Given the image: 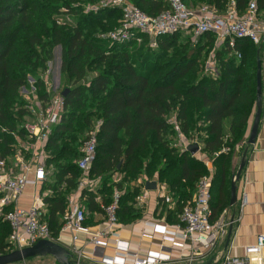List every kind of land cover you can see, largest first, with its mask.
I'll use <instances>...</instances> for the list:
<instances>
[{
    "label": "trees",
    "instance_id": "1",
    "mask_svg": "<svg viewBox=\"0 0 264 264\" xmlns=\"http://www.w3.org/2000/svg\"><path fill=\"white\" fill-rule=\"evenodd\" d=\"M74 0H0V124L10 129L22 123L27 115L21 89H30L28 77L34 80L39 99L45 100L40 72H45L53 47H61L60 73L68 92L64 114L51 131L46 152L52 174L45 183L47 221L53 236L60 227L67 197L78 187L81 176L76 161L85 136L95 122V157L90 176H100L96 192H82L81 200L90 214H102L101 205L112 202L113 193L139 175L165 182L173 206L163 205L160 212L168 224L178 222L183 208L192 200L198 180L208 174L205 164L189 151L164 152L163 140L173 132L171 115L181 133L197 139L201 151L212 159L211 220L229 209L231 159L235 148L246 149L245 135L256 105V47L247 39L237 40V59L222 49L216 56L218 76L202 75L201 62L208 53L213 36L204 35L192 45L179 40L181 33L157 39L150 48L147 39L117 45L99 38L113 30L120 19L116 8L96 13H79L77 26H58L51 20L62 6L71 7ZM76 1V0H75ZM94 2L97 0H86ZM194 8L205 4L224 12L228 0H183ZM148 15L167 9L164 0H131ZM237 11L244 12L250 0H234ZM257 12L264 14V0H255ZM48 13V14H47ZM54 14V15H53ZM95 121V122H93ZM227 123L228 136L225 134ZM86 133V134H85ZM202 135V136H201ZM12 139L5 136L0 145V159L11 153ZM196 144V143H194ZM191 144V145H194ZM228 148V153L221 150ZM217 154L216 157H213ZM115 174L124 176L113 183ZM132 182V181H131ZM117 203L116 216L122 225L142 218L134 205L139 193L136 185L124 186ZM100 197V204L95 199ZM159 204H164L158 199ZM156 213V210H155ZM92 217L87 220L91 224ZM10 229L0 221V254Z\"/></svg>",
    "mask_w": 264,
    "mask_h": 264
},
{
    "label": "built area",
    "instance_id": "2",
    "mask_svg": "<svg viewBox=\"0 0 264 264\" xmlns=\"http://www.w3.org/2000/svg\"><path fill=\"white\" fill-rule=\"evenodd\" d=\"M164 2L167 9L158 15L144 13L131 0H100L96 6L88 8V12L96 13L104 8H116L120 11L116 27L99 35V38L107 40L110 44L134 42L140 45L146 38L149 47L154 49L157 39L165 35L182 32L189 34L192 45H197L204 35H212L214 39L201 62V70L202 75L213 79L218 76L216 54L219 51L228 50L230 55L240 59L241 54L235 48L237 40L247 39L257 46L264 38V21L258 16L255 0H250L242 13L237 11L234 0H228L224 12H218L205 4L191 8L183 0ZM45 79L43 82L48 98L39 99L33 84L29 90L21 89V93L27 92L24 95L27 115L15 129L0 124V145L3 144L5 136L12 139V144L8 145L11 153L0 159V221L6 223L10 229L4 241L5 254L32 247L42 240L61 246L60 240L63 242L68 238L71 245L68 249L63 248L72 253L69 258L71 264H84L86 260L99 264H166L174 249L186 245L193 251L187 258V262L191 264L199 255L194 250L202 249L208 252L226 237L229 227L233 228L237 220H231L227 216L228 210L223 211L216 220H211L210 169L213 167L204 159L200 160L208 168V174L198 180L195 194L179 214L178 222L168 224L164 219L145 222L150 232H143L141 239L150 240L154 234L161 235L163 244L158 246V251L140 255L131 251L129 243L120 238L119 232L124 225L119 223L116 216L117 203L122 194L117 190L114 191L110 204L100 206L102 214H92L94 216L91 224L95 223V219L99 220L98 224H95L99 229L92 230L87 224L91 214L81 200V193H94L100 188L101 177L90 176L98 125L87 132L80 147V156L76 161L81 174L78 187L66 199L58 234L54 237L47 221L46 198L50 196V192L44 189V185L52 174V168L47 166L49 155L45 149L52 129L59 124L64 114V98L57 91L51 93ZM169 123L179 136L183 145L182 152L186 151L191 142L181 133L175 116L171 117ZM196 144L200 150V144ZM221 151L228 153L229 149L223 148ZM216 156L217 154L213 157ZM152 181L156 183L157 199L171 207L172 200L166 184L153 179L137 180L136 187L140 191L134 200L135 207L140 208L147 204L149 191L145 190V183ZM26 187L34 188V196L31 206L22 208L18 202ZM95 202L100 204V197H97ZM107 250L112 252V256H107ZM244 251L243 257H237L230 255L227 249L222 250L216 263L264 264V234L258 235Z\"/></svg>",
    "mask_w": 264,
    "mask_h": 264
},
{
    "label": "crops",
    "instance_id": "3",
    "mask_svg": "<svg viewBox=\"0 0 264 264\" xmlns=\"http://www.w3.org/2000/svg\"><path fill=\"white\" fill-rule=\"evenodd\" d=\"M258 16L261 20L264 21V14L258 13ZM255 47L257 60L259 59L261 62V116L255 141L252 145L248 146L246 144L247 146L244 151L246 153L245 165L241 171L239 181L236 184V205L232 208H229L227 211V216H229L230 218H232L233 216L237 221L236 223H234L232 228V234L229 242L230 248L228 246L229 249H226L230 255L237 257H243L245 254L244 248L252 244L258 235L264 234V38L261 40V43L257 46L255 45ZM255 113L256 107H254L251 118L249 120L247 132L244 138L245 143L248 139ZM225 134L226 136H228L227 123L225 124ZM240 148V146L236 147L232 155L230 168L233 174L238 169L241 157L244 153L240 152ZM155 197L156 202L154 205L152 217L150 219L142 220V226L144 229L141 231L138 238L134 237V234H132L130 231H122L121 233L119 232L120 238L129 243L130 250L133 252H137L140 255H146L151 251H158V246L160 244H163L161 235L159 234H154L152 239L150 240L141 239V234L143 232H150L149 228L145 226V222H153L155 220L164 219H159L158 217L154 216V211L157 210V206H159L156 193ZM93 216L94 215L92 214L90 215V217L92 218ZM95 220L96 221L94 224L89 225L93 228L92 230L97 231L99 228L95 224H98L99 220L98 218ZM225 238L226 237H223L215 246V248L208 252H204L202 249L194 250L195 253L199 255L195 257V261H193L191 264H218L216 263V259L219 253L222 250H225ZM192 253L193 251L191 250V247L189 248L188 245L183 246L179 249H174L170 254L169 262L166 264H189L187 262V258ZM106 254L107 256H112V252L110 250H107ZM84 262H86L87 264H99L94 261L88 260Z\"/></svg>",
    "mask_w": 264,
    "mask_h": 264
},
{
    "label": "rangeland",
    "instance_id": "4",
    "mask_svg": "<svg viewBox=\"0 0 264 264\" xmlns=\"http://www.w3.org/2000/svg\"><path fill=\"white\" fill-rule=\"evenodd\" d=\"M99 1L100 0H97L94 2H88L86 0H76V1L74 0L71 4V7L62 6L56 15L53 14L54 16L52 17L51 20H54L58 26L75 27V26H77V19H76L77 15L81 12L88 14L89 13L88 8H91L92 6H96ZM107 32H109V30L106 31L105 33H107ZM189 37H190L189 34L182 32L179 40H181V41L184 39L186 40V39H189ZM51 54H52L51 60H49V62L46 63L47 64L46 71L40 72L39 74H40L42 79L47 78V79H45V81L47 84V88L50 90L51 93H53L55 90H57V92L60 93L64 89V87L66 86L65 77L63 75H61V73H60L61 47L58 45L53 47ZM27 82L29 85L34 84V80L30 76L28 77ZM20 94L24 98V95H26L27 92H25L24 94L23 93H20ZM172 116H174V115H171V117ZM171 117L169 118L168 121L171 120ZM93 122H95V121H93ZM97 125H98V121L95 122V125H93L92 128H95ZM172 131L173 132H168L167 135L164 136L163 140L168 145V149L163 150V151L168 152V150H173L175 154H178V153L182 152V146L183 145L181 144V142L179 140V136L176 133V131L174 129ZM184 137L186 138V140L188 142H191V144L198 142L197 139H194V138L191 139V138H188L186 136H184ZM201 149H202V145H200V150H199V152H197L195 154V157L199 160L204 159L205 162L209 161L212 164V159L209 158L206 153L202 152ZM212 167H213V165H212ZM207 170H208V168H207ZM210 171H212V173H213L214 169L211 168ZM122 178H124L123 174L122 175L115 174L114 178H113V183L117 184L118 182H121ZM144 179L145 178L143 175H139L135 181H133V180L126 181L123 183L124 185L121 188V190L120 189H118V190L116 189V190L123 193L124 189H125L124 186H128L129 182H130V185H137V180H144ZM153 180H158V178L154 177ZM160 183H165V182H160ZM38 191H39V189H38ZM167 191H168V188H167ZM155 193L156 192L154 190L149 191V197H148L147 204H146L147 206L145 205V206L140 207V208L136 207L137 209L142 211V218L133 224L125 225L120 230V233L122 231H124V232L130 231L132 234H134V237H136V238L139 237V234L144 229L142 226V220L150 219L152 217L154 205L156 202ZM33 196H34V188L26 187V189L24 190L23 197L18 202V205L22 208H29L31 206V200H32ZM157 201H158V199H157ZM163 205H165V203L162 205L159 204V206H157V210H156V213H154V216H156V217L159 216L162 209H163L162 213L165 212L164 211L165 208H163L164 207ZM100 227H102V225H100ZM59 244L62 247H64L65 249H68V247H70V245H71L70 239L66 238L63 240V242L60 240ZM69 255L72 256V253H69ZM84 263H86V262H84ZM15 264H58V263L52 257L46 256V257L29 258L25 261H22L20 263H15Z\"/></svg>",
    "mask_w": 264,
    "mask_h": 264
},
{
    "label": "water",
    "instance_id": "5",
    "mask_svg": "<svg viewBox=\"0 0 264 264\" xmlns=\"http://www.w3.org/2000/svg\"><path fill=\"white\" fill-rule=\"evenodd\" d=\"M68 90L63 89L60 92V95L65 98ZM261 92H262V81H261V62L258 59L257 64H256V113L254 115V119L252 122V126L248 135V139L246 141V144L252 145L255 141L256 135H257V130H258V125H259V120L261 116ZM187 151L190 152L192 156H195V154L199 151V147L197 144L194 145H189L187 147ZM245 158H246V153L244 152L240 164L238 166V169L236 172L233 174L230 182V201H229V208H232L236 205L237 202V195H236V184L239 181L241 171L245 165ZM145 190L151 191V190H156V183L154 181L152 182H146L145 183ZM233 216L231 220H233ZM232 234V226L229 227L226 238H225V243H224V248L226 249L229 245L230 238ZM50 256L52 257L58 264H71L69 258L70 255L69 253L61 246L49 242V241H38L35 245L29 248H25L23 250H18L11 252L9 254H5L0 256V264H15V263H20L22 261H25L29 258H34V257H46Z\"/></svg>",
    "mask_w": 264,
    "mask_h": 264
}]
</instances>
